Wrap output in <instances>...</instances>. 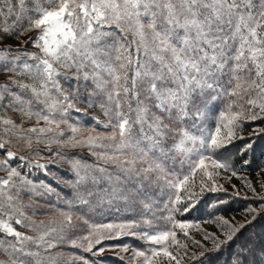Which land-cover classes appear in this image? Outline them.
<instances>
[{"label": "snow or ice", "instance_id": "6c2138e0", "mask_svg": "<svg viewBox=\"0 0 264 264\" xmlns=\"http://www.w3.org/2000/svg\"><path fill=\"white\" fill-rule=\"evenodd\" d=\"M112 249L264 264V0H0V264Z\"/></svg>", "mask_w": 264, "mask_h": 264}, {"label": "trees", "instance_id": "16d2710c", "mask_svg": "<svg viewBox=\"0 0 264 264\" xmlns=\"http://www.w3.org/2000/svg\"><path fill=\"white\" fill-rule=\"evenodd\" d=\"M249 131H250V129H249ZM245 134H247V132H245ZM84 155L87 156L88 154L84 153ZM88 162H91V161H88ZM253 175H255V174L253 173ZM232 183L240 185L241 182L234 179L232 181ZM231 214L232 215H236L237 218H239V212L238 211H235V212H233ZM118 219H119L118 216H116V215L109 216L106 213L97 222H99V223L117 222ZM121 242L125 243V244L132 245L133 247H140L141 246V242L138 241L136 238H133V237H123V238H121ZM117 251H119V249H112L110 251H106L105 252L104 255L106 257H108V259H106V261H105V264H120V262L117 260L116 255H115V253ZM121 255H123L125 257V259H126L128 254L121 253ZM4 258H5V254L3 252H0V261H2Z\"/></svg>", "mask_w": 264, "mask_h": 264}]
</instances>
